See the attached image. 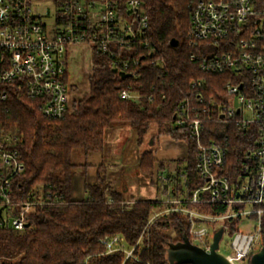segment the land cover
<instances>
[{
	"label": "trees",
	"instance_id": "obj_1",
	"mask_svg": "<svg viewBox=\"0 0 264 264\" xmlns=\"http://www.w3.org/2000/svg\"><path fill=\"white\" fill-rule=\"evenodd\" d=\"M199 1L147 0L148 28L144 37L150 43L149 49H155L165 60L163 67L152 66L149 51L142 49L139 66L131 68L132 74L124 78L115 74L107 56L95 50L89 93L74 101L72 111L62 119L44 117L39 109L41 101L27 96L13 94L0 104V124L20 137L19 150L25 164V171L15 179L13 188L19 199L30 196L46 203L28 217L30 228L26 231L0 227V264H169L170 245L183 243L185 236L193 244L189 217L174 209L208 215L231 210L228 205L170 202L188 199L193 190L205 183L195 169L197 143L186 129L174 125L179 105L187 96L196 98L201 94L202 107L214 110L232 77L230 73H204L199 63L190 58V14ZM257 8L262 16L264 0H257ZM173 39L179 41L177 47L171 46ZM199 79L206 81L205 86L192 88V82ZM123 90L135 91L143 98L121 99ZM115 127L136 131L142 175L153 181L158 169L157 175L173 182H156L157 187L163 184L158 196L162 190L167 200H127L108 178L109 168L104 163L98 166L97 182H85V197L73 199V178L80 169L85 178L87 168L85 163H74L73 152L80 150L84 157L102 153L106 132ZM256 136L254 128L243 130L231 124L221 138L215 139L227 150L223 170L235 184L249 163L248 154L255 147ZM164 139L184 142L186 158L174 163L158 162L155 156ZM239 222L229 220L230 233L237 231ZM116 235L134 248L133 258L126 259L123 252L106 253L101 241ZM261 238L262 248L264 216Z\"/></svg>",
	"mask_w": 264,
	"mask_h": 264
},
{
	"label": "built area",
	"instance_id": "obj_2",
	"mask_svg": "<svg viewBox=\"0 0 264 264\" xmlns=\"http://www.w3.org/2000/svg\"><path fill=\"white\" fill-rule=\"evenodd\" d=\"M146 2L0 0V104L13 94L27 96L41 101L39 109L44 117H65L74 107L71 94L75 83L69 69L71 48L75 46L86 47L90 54L97 50L107 56L117 75L132 74L129 70L139 66L142 49L149 51L152 66L163 67L165 60L155 49H149L150 43L144 37L148 28ZM260 14L257 0H201L194 4L188 33L191 60L198 62L204 73H230L232 77L214 110L202 107L201 94L196 98L187 96L180 103L174 122L197 143L195 169L205 183L193 190L188 199L170 202L228 205L231 210L222 215L183 208L174 211L189 217L193 244L207 252L213 243L211 234L223 229L224 236L229 231V220L239 219L237 231L230 233L226 247L229 254L225 257L232 264H251L252 256L262 246L264 13ZM205 84V80L199 79L191 85L202 88ZM120 98L143 97L135 91L123 90ZM231 124L243 130L254 128L257 135L255 147L248 154L249 163L244 165L236 184L224 174L227 150L219 139L215 140ZM20 142L16 133L6 131L0 124V227L14 232L29 229L28 217L46 205L30 196L19 199L13 188L15 179L25 171ZM159 180L168 185L173 183L158 175ZM247 220H253L251 230L243 231ZM101 242L108 255L123 252L126 259L133 258L134 248H129L122 236L105 237Z\"/></svg>",
	"mask_w": 264,
	"mask_h": 264
},
{
	"label": "crops",
	"instance_id": "obj_3",
	"mask_svg": "<svg viewBox=\"0 0 264 264\" xmlns=\"http://www.w3.org/2000/svg\"><path fill=\"white\" fill-rule=\"evenodd\" d=\"M132 136L136 139V142L134 143L135 145L131 143L127 149V152H125L126 144L128 140L132 138ZM136 143L137 133L135 130L128 127H115L109 129L105 136L104 151L99 154L89 155L88 157L83 156L84 161H82L81 158L80 163L76 164H87V180L92 184L97 182L98 166L104 163L109 168L108 178L112 182L113 186L124 194L127 200L132 201L136 199H153L158 197V195H156V191L151 197H146L147 192L145 191L144 187H138L136 183L134 184L135 180H142L144 178L139 172L140 156ZM183 148L184 151L182 152ZM169 149V157H166V154L160 156L158 151L155 159L158 162L162 161L165 163H174L185 159L187 156L186 145H178V147H170ZM170 169L172 170L171 167ZM128 174H130L129 178L124 179V177H126ZM85 181V178L82 177V170H78L72 181L73 199L81 200L85 197Z\"/></svg>",
	"mask_w": 264,
	"mask_h": 264
},
{
	"label": "rangeland",
	"instance_id": "obj_4",
	"mask_svg": "<svg viewBox=\"0 0 264 264\" xmlns=\"http://www.w3.org/2000/svg\"><path fill=\"white\" fill-rule=\"evenodd\" d=\"M70 55H71L72 60L70 63L69 74L71 77V81L75 83L74 89L76 88V90H74L73 94H71V97H72L73 101H76V100L81 99L83 96H85L86 94L89 93V90H90L89 76L91 74L93 61H92V54H90L89 50L84 46H75V47L71 48ZM135 142H136V139H135V137L132 136V138L130 140H128V142L126 144L125 152H127L129 145L131 143H133V145H135L134 144ZM178 145L184 146L185 143L173 141L170 139H164L162 142V148H161L162 150L159 151V155L163 156L166 154V157H169L168 156L169 150H170L169 148L170 147H178ZM183 151H184V148H183L182 152ZM81 158H82V161H84L83 155H82L80 150H76L73 152L72 159H73L74 163H80ZM171 168L173 171L175 170L174 166L173 167L171 166ZM157 171H158V169H156L155 174ZM155 174H154V180L153 181L144 175H142L144 177V178L142 177L143 178L142 180H135L134 181V184L136 183V185L138 187H142V186L144 187L145 191L147 192L146 197H151L152 195H154L155 191H156V195H158L157 194L158 188H161L163 186V184H162V185H158V187H157L156 182H157V176L158 175L157 174L155 175ZM108 175H109V173H108ZM166 175H167V172H166ZM129 176H130V174L126 175V177H124V179H128ZM88 179H90V178H88ZM85 180L89 183V181L87 180V175L85 177ZM158 198L163 199V200L168 199V197H165V195H163L162 190L160 191ZM252 224H253V220H247L245 222L244 228L242 227L241 230H243V231L244 230L246 231V229L251 230ZM248 225H250V226H248ZM214 236H215L214 234H211V240L214 239ZM230 239H231V234L227 230L226 234L222 238L221 245H220V252L224 256L229 254V250L226 247H227V244L230 242ZM198 243L199 242H197L195 244H198ZM260 249L261 248L258 247L256 252H258Z\"/></svg>",
	"mask_w": 264,
	"mask_h": 264
},
{
	"label": "water",
	"instance_id": "obj_5",
	"mask_svg": "<svg viewBox=\"0 0 264 264\" xmlns=\"http://www.w3.org/2000/svg\"><path fill=\"white\" fill-rule=\"evenodd\" d=\"M170 44L172 47H177L179 41L173 39ZM121 75L124 78L129 76L124 73ZM223 231L221 229L215 234L209 252L192 244L187 236L183 243L170 245L168 249L169 264H232L222 253L218 252ZM251 264H264V246L252 256Z\"/></svg>",
	"mask_w": 264,
	"mask_h": 264
}]
</instances>
